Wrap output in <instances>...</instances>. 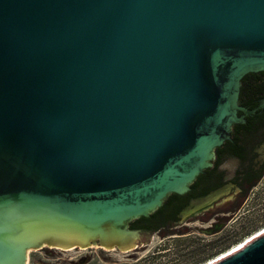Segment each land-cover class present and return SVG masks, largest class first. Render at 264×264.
Listing matches in <instances>:
<instances>
[{
	"label": "water",
	"instance_id": "95a60500",
	"mask_svg": "<svg viewBox=\"0 0 264 264\" xmlns=\"http://www.w3.org/2000/svg\"><path fill=\"white\" fill-rule=\"evenodd\" d=\"M263 177L264 0H0V264L212 234Z\"/></svg>",
	"mask_w": 264,
	"mask_h": 264
},
{
	"label": "rangeland",
	"instance_id": "374dc122",
	"mask_svg": "<svg viewBox=\"0 0 264 264\" xmlns=\"http://www.w3.org/2000/svg\"><path fill=\"white\" fill-rule=\"evenodd\" d=\"M253 192L254 195L243 205L240 218L229 221L230 228L239 229V236L220 250H213L212 245L222 244L219 238L227 234L224 230L228 231L229 227L212 234L178 235V240L174 236L152 239L147 248L141 249V256H127L119 251L101 248L87 250L85 253L53 251L50 255L41 250L30 252L35 256L30 259L29 255V264H201L264 226V181Z\"/></svg>",
	"mask_w": 264,
	"mask_h": 264
},
{
	"label": "bare ground",
	"instance_id": "6f19581e",
	"mask_svg": "<svg viewBox=\"0 0 264 264\" xmlns=\"http://www.w3.org/2000/svg\"><path fill=\"white\" fill-rule=\"evenodd\" d=\"M264 234V226L257 231L253 232L249 236L245 237L244 239L240 240L238 243L233 244L229 248H227L225 251L213 256L209 260L201 263V264H215L216 262L226 258L227 256H230L234 254L235 252H238L242 248L245 247V245L249 244L252 242L254 239L258 238L259 236Z\"/></svg>",
	"mask_w": 264,
	"mask_h": 264
},
{
	"label": "flooded vegetation",
	"instance_id": "af4514ba",
	"mask_svg": "<svg viewBox=\"0 0 264 264\" xmlns=\"http://www.w3.org/2000/svg\"><path fill=\"white\" fill-rule=\"evenodd\" d=\"M262 181H264V177H263V180ZM262 181L260 182V183H258V184H256L252 189H251V193H250V196H252V195H254V192H253V190H256L258 187H259V185H261L262 184ZM246 202H248V201H244V203H243V205H245L246 204ZM243 225H244V223L243 222H241ZM229 228H230V226H228ZM240 228V227H239ZM222 231V230H221ZM227 234L224 236V237H220L219 238V240H221L222 241V244H218L217 246H214V245H212V249L213 250H220L221 249V247H223L226 243H228V242H230L231 240H233V239H235V238H237V236H239V229L238 228H230L228 231L227 230H224ZM219 232V231H218Z\"/></svg>",
	"mask_w": 264,
	"mask_h": 264
},
{
	"label": "trees",
	"instance_id": "16d2710c",
	"mask_svg": "<svg viewBox=\"0 0 264 264\" xmlns=\"http://www.w3.org/2000/svg\"><path fill=\"white\" fill-rule=\"evenodd\" d=\"M43 252H45V254H48V255H50V254H52V252L50 251V250H42ZM35 253V252H34ZM59 254V253H58ZM33 256H35V254H30V259H32V257ZM57 256H59V255H57ZM60 261H64V260H60Z\"/></svg>",
	"mask_w": 264,
	"mask_h": 264
}]
</instances>
